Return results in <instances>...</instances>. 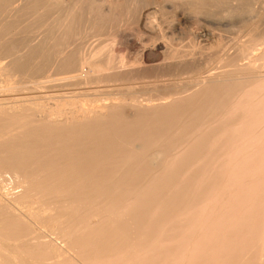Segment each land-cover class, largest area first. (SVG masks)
<instances>
[{"label": "bare ground", "instance_id": "obj_1", "mask_svg": "<svg viewBox=\"0 0 264 264\" xmlns=\"http://www.w3.org/2000/svg\"><path fill=\"white\" fill-rule=\"evenodd\" d=\"M163 1L158 25L145 0H0V63L31 80L0 89V264H264V214L225 225L264 207L234 179L264 153V0ZM227 24L250 38L204 48ZM101 35L117 60L85 56Z\"/></svg>", "mask_w": 264, "mask_h": 264}, {"label": "rangeland", "instance_id": "obj_2", "mask_svg": "<svg viewBox=\"0 0 264 264\" xmlns=\"http://www.w3.org/2000/svg\"><path fill=\"white\" fill-rule=\"evenodd\" d=\"M145 3L148 5V7H150V10L152 9H154L153 11H151V13H150V11L148 12V14H149V17H148V19L150 20V21H152L153 23H155V24H163V21L164 20H166L167 18H169L170 16H172L173 14H171V13H169V12H166V11H168L167 9H168V7L166 6V4H165V2L163 1V0H145ZM152 4V5H151ZM154 6H155V8H158V9H155L154 8ZM164 6V7H163ZM153 7V8H152ZM261 8H262V6H260ZM259 7V9H260V12H262V13H264V6H263V9H261ZM167 8V9H166ZM160 9V10H159ZM163 9V10H162ZM159 10V11H158ZM161 10H162V12L163 11H165V12H161ZM263 10V11H262ZM153 12H155V13H153ZM160 12V13H159ZM153 13V14H152ZM157 13V14H156ZM165 13H167V14H165ZM160 14V15H159ZM161 14H162V16H161ZM164 14V15H163ZM170 14V15H169ZM156 15V17H157V20H158V22H157V20H156V17H154ZM151 16H153V18H155L154 20H153V18L151 17ZM159 16H161V17H159ZM165 16V17H164ZM169 16V17H168ZM164 17V18H163ZM167 17V18H166ZM162 18H163V20H162ZM160 22H162V23H160ZM158 24V25H159ZM229 24H231V23H229ZM229 24H227V25H225V26H227V27H225V28H218V30H216V31H214V32H217V34L219 35V37H217V41L216 40H213V41H210L209 43H205V45L203 46L204 48H207L209 51H216L217 50V48H224L223 46H225V47H227V45H229L231 42H234V41H237V40H239V39H241V41H246V40H248L250 37H249V33L251 32V29H249L248 30V33L247 34H245V33H243V29L242 28H240L241 26H239V25H235V26H230ZM262 26H264V20H263V24H262ZM261 26V27H262ZM192 27H193V22H187L186 24H184L182 27H181V31L180 30H178V32H176L172 37H171V44L173 45V48H181V46L183 47V48H189V46H190V48H191V43H190V32H191V30H192ZM212 29H214V28H212ZM263 29V28H262ZM220 30V31H219ZM213 31V30H212ZM138 32V31H137ZM136 32V34H138ZM141 32V31H140ZM139 32V34L137 35V37H140L141 35H142V37L143 36H146L147 37V39H145V43H147V44H152V43H154L155 41H158L160 38V35H159V37H158V33L156 34V33H152V34H146V32L144 33L143 31L140 33ZM182 33V34H181ZM177 34V35H176ZM187 34H188V37H187ZM148 35H149V37H148ZM183 35V36H182ZM104 38H102V37ZM101 36H96V37H93V39L95 38V40H96V38L97 37H99V38H97L98 40H96V41H94L93 39V41H94V43H92V40H91V48L90 47H87V48H83V49H85V51L86 50H89V51H84L83 49H82V51H84V54H85V56H87L88 57V60H90V58H92V60L94 59L93 57H91V56H94V55H96L94 52H96V51H101V53L99 54L98 52H96V53H98V55H101L102 54V51L103 50H105L104 52H106V48H109L110 46L108 45V47H107V44L108 43H112V42H114V41H112L113 39H109V37L107 36V35H101ZM151 36H153L152 38H151ZM101 37V38H100ZM158 37V38H157ZM107 39V41H106V39ZM185 38V39H184ZM187 38H188V40H187ZM150 40V42H149V40ZM153 39V40H152ZM156 39H158V40H156ZM174 39H176V40H174ZM182 39V40H181ZM100 40H102V42L103 41H106V42H101V43H99V41ZM147 40H148V42H147ZM178 40V41H177ZM115 41H117L116 43L117 44H119L118 42L120 41V39L118 40H115ZM185 41V42H184ZM176 42V43H175ZM97 43V47L99 48H97L96 46H95V44ZM104 43H106V45H104ZM120 43H121V41H120ZM179 43V44H178ZM188 43V44H187ZM175 44H177V45H175ZM184 44V45H183ZM189 45V46H188ZM95 46V47H94ZM106 46V47H105ZM102 47V48H101ZM94 48H97L98 50H94L93 51V49ZM91 49H92V51H91ZM111 47L108 49V50H110L111 51ZM107 50V51H108ZM113 51V50H112ZM112 51H111V54H112ZM89 52V53H88ZM91 52V53H90ZM114 52V51H113ZM87 53V54H86ZM93 53H94V55H93ZM110 54V52H107L106 54H103V57H105L104 55H107V54ZM91 54V55H90ZM123 54V55H122ZM89 55V56H88ZM114 55V56H113ZM119 55V53H116V52H114V54H112V56L114 57V59L115 60H117L118 59V57L117 56ZM121 56H123L126 60H131L132 58L131 57H129L128 56V54H126L125 52H121ZM86 57V58H87ZM90 57V58H89ZM129 59H128V58ZM101 61V60H100ZM132 61V60H131ZM5 62H3V63H0V89L1 90H4V91H6L7 89V85L8 84H11V83H16V84H19V88L18 89H20V88H26V87H29V86H31V80H29L30 78L29 77H27V75H24V74H20V73H17L16 74V72H14V71H11L10 69H5L6 68V66H5ZM2 65V66H1ZM4 65V66H3ZM3 69V70H2ZM5 70H7L6 72H5ZM11 71V72H9V71ZM1 71H2V73H1ZM14 72V73H13ZM10 73V74H9ZM13 74V75H12ZM11 75V76H10ZM22 75V76H21ZM24 75V76H23ZM19 82V83H18ZM23 82V83H22ZM22 83V84H21ZM25 85V86H24ZM22 86V87H21ZM16 88V89H17ZM257 156H261V157H257ZM255 158V159H254ZM254 160H257V159H261L260 161H257V163L255 164V162L256 161H252V163L251 162H248L249 163V165L250 166H252V164L254 165V166H252L251 168H253L252 169V171H250V172H247V173H244V168H243V171H241L240 173H237V176L236 175H234V176H236L234 179H236L237 178V180L238 179H242V184H241V187H240V189H239V185H238V189L240 190V192H241V194H243V196L244 195H247V196H250V197H254V199H255V196L258 194V192L261 190V185L259 184L258 186H256V182L257 181H263V179H264V153H258V154H256L255 156H254ZM247 162L246 163H243V164H247ZM254 162V163H253ZM233 165V164H232ZM236 174V173H235ZM262 180H261V179ZM250 180H251V182H253L254 180V185L251 187V189L249 190L248 188L250 187V185H252V183L250 182ZM248 181V182H247ZM251 184H250V183ZM246 183H248V185L246 184ZM247 185V186H245V185ZM245 186V187H244ZM263 187H264V185H263ZM243 188H245V191L243 190ZM243 190V191H242ZM257 190V191H256ZM256 191V192H255ZM236 192V191H235ZM243 192H245V193H243ZM257 193V194H256ZM255 195V196H254ZM232 196H234V193L231 195V197ZM242 197V196H241ZM243 199V198H242ZM244 200V199H243ZM218 205V206H217ZM257 205H260V204H257ZM213 206H214V209H213ZM216 206L218 207V208H216ZM216 206H215V202H213L212 204H209V205H207L206 207H204L203 208V212L205 211V215L207 214V213H212V214H214V213H216V215L217 214H219L218 213V211H219V208H220V206H221V204H218V203H216ZM233 206V205H232ZM231 206V207H232ZM227 207L228 206H226V207H224V209L226 208V210H229V208L230 207H228V209H227ZM248 207L250 208V209H253L254 210V212L252 213V214H254L255 216H253L252 214V216L250 215V217H248V218H246V219H242L241 217H242V213H244V211L246 210V209H248ZM261 207V206H260ZM259 206H258V212H257V208H256V206H255V204H252V205H247L246 203H244V201H240L239 203H237L236 205H234L233 206V209H234V211H233V209H230V210H232V215H235V216H230L226 221H225V225H227V226H231V227H233V225H239V226H237V228L238 229H236V231L238 232H242L241 230H244L243 232H245V230L246 229H243V227H244V224L246 223V224H248V223H250V224H248L247 226L250 228V226H252L251 228H252V231H254V227H256V229H257V227H259V226H261V224L259 223V221H260V218H262V215L264 214V210L262 209V207L260 208ZM264 208V207H263ZM252 210V211H253ZM263 210V211H262ZM261 211L263 212V213H261ZM255 212H257V213H255ZM250 213H251V210H250ZM262 214V215H261ZM215 215V214H214ZM253 218V219H252ZM253 220H254V222H253ZM255 221H256V224H255ZM244 223V224H243ZM252 224V225H251ZM255 224V226H253ZM240 225H242V228H241V226ZM246 227V226H245ZM241 228V229H240ZM250 228V229H251ZM220 229H222V227L220 228ZM219 229V230H220ZM247 231H249V230H247ZM254 232H256V230L254 231ZM258 232H260L259 230H258ZM257 232V233H258ZM192 252V251H191ZM197 252V251H196ZM189 253V252H188ZM187 253V254H188ZM194 253V252H193ZM193 253H191V254H193ZM197 253H199V255L198 254H196L195 253V255H198V256H201L202 255V253L200 252V251H198ZM191 254H189V255H191Z\"/></svg>", "mask_w": 264, "mask_h": 264}]
</instances>
